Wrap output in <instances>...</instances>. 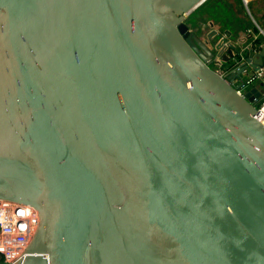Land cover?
<instances>
[{
	"label": "water",
	"instance_id": "obj_1",
	"mask_svg": "<svg viewBox=\"0 0 264 264\" xmlns=\"http://www.w3.org/2000/svg\"><path fill=\"white\" fill-rule=\"evenodd\" d=\"M208 0H0V200L16 264H264V48L201 40ZM244 61L223 78L210 61Z\"/></svg>",
	"mask_w": 264,
	"mask_h": 264
},
{
	"label": "built area",
	"instance_id": "obj_2",
	"mask_svg": "<svg viewBox=\"0 0 264 264\" xmlns=\"http://www.w3.org/2000/svg\"><path fill=\"white\" fill-rule=\"evenodd\" d=\"M244 7L248 1L242 0ZM264 36V32L260 30ZM244 61L242 53L232 66L228 69L223 67L219 59L210 61L214 63L215 73L223 78L228 77L238 69ZM256 84V85H255ZM230 85L235 92L244 97L251 89L257 88L261 93L260 99H255V118L263 124L264 122V65L257 70H247L238 78H234ZM40 224L38 214L27 205L0 200V264H16L25 256L26 249Z\"/></svg>",
	"mask_w": 264,
	"mask_h": 264
},
{
	"label": "crops",
	"instance_id": "obj_3",
	"mask_svg": "<svg viewBox=\"0 0 264 264\" xmlns=\"http://www.w3.org/2000/svg\"><path fill=\"white\" fill-rule=\"evenodd\" d=\"M219 1L220 0H210L206 2L195 12L194 15H192L193 17L189 18L190 29L196 31L201 40H207L208 36L214 34H217L220 38H224L226 43L235 44L238 41H244V46L254 44L255 41L259 40L257 37L259 33L254 35L255 31L257 32L255 26L254 29H251L250 27L246 26V21L245 24H241L238 21V19L242 16V14L240 15V12L238 11L240 10V6L244 9L242 0H225L229 3L230 10L228 13H230V15L226 14L223 16L221 15L220 17L217 14V2ZM247 1L249 3L250 0ZM262 3L264 5V0H262ZM230 16H232L233 19H231ZM256 16L260 19L262 16H264V13H259L257 11ZM252 20L253 23L258 26L257 21L254 20V18H252ZM258 29L262 30L259 27ZM263 44L264 43L259 42L257 45L256 43L254 51H261V49L264 48Z\"/></svg>",
	"mask_w": 264,
	"mask_h": 264
},
{
	"label": "rangeland",
	"instance_id": "obj_4",
	"mask_svg": "<svg viewBox=\"0 0 264 264\" xmlns=\"http://www.w3.org/2000/svg\"><path fill=\"white\" fill-rule=\"evenodd\" d=\"M238 11L240 12V15L242 14V16L238 19V21L241 24H245V21H246V23H247L246 26L250 27L251 29H254V26H255V28L257 29V32L255 31L254 35H257V33H259L258 36H257L259 38V42L264 43V36L260 33V29H258V27H259L264 32V16H262V18H260V19L257 18V16H256L257 11L259 13H264V5L262 3V0L261 1H258V0H250L249 3H248V5H247V7H244V9L242 11L241 10H238ZM217 14L220 15V13L218 12V10H217ZM227 14L230 15V13H227ZM230 18L233 19L232 16H230ZM252 18H254V20L257 21V25L258 26H256L253 23ZM263 46H264V44H263ZM209 67L211 69H216V66H215L214 63L209 64Z\"/></svg>",
	"mask_w": 264,
	"mask_h": 264
},
{
	"label": "trees",
	"instance_id": "obj_5",
	"mask_svg": "<svg viewBox=\"0 0 264 264\" xmlns=\"http://www.w3.org/2000/svg\"><path fill=\"white\" fill-rule=\"evenodd\" d=\"M208 1H210V0H208ZM208 1H206V2H208ZM213 1V0H212ZM205 2V3H206ZM204 3V4H205ZM218 3V5H217V9H218V12L220 13V15H218L219 17L222 15H226L228 12H229V10H230V6H229V3L227 2V1H225V0H220L219 2H217ZM203 4V5H204ZM199 9V8H198ZM197 9V10H198ZM241 11L243 10V8L240 6V8H239ZM196 10V11H197ZM196 11H194L189 17H188V21H189V18L190 17H193L192 15H194L195 14V12ZM220 21V20H219ZM256 43H257V45L259 44V40H257V41H255V43L252 45V47H253V49L255 48V46H256ZM257 49V48H256ZM232 66V63H227V64H224L223 65V67L225 68V69H228V68H230Z\"/></svg>",
	"mask_w": 264,
	"mask_h": 264
},
{
	"label": "bare ground",
	"instance_id": "obj_6",
	"mask_svg": "<svg viewBox=\"0 0 264 264\" xmlns=\"http://www.w3.org/2000/svg\"><path fill=\"white\" fill-rule=\"evenodd\" d=\"M263 125H264V122H263Z\"/></svg>",
	"mask_w": 264,
	"mask_h": 264
},
{
	"label": "flooded vegetation",
	"instance_id": "obj_7",
	"mask_svg": "<svg viewBox=\"0 0 264 264\" xmlns=\"http://www.w3.org/2000/svg\"><path fill=\"white\" fill-rule=\"evenodd\" d=\"M224 65V63H222Z\"/></svg>",
	"mask_w": 264,
	"mask_h": 264
}]
</instances>
